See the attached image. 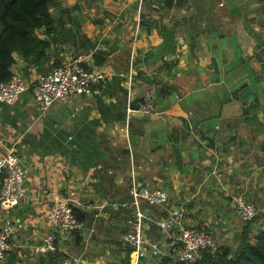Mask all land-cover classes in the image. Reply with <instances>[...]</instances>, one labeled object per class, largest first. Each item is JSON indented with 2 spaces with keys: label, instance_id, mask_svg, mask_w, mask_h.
Here are the masks:
<instances>
[{
  "label": "crops",
  "instance_id": "obj_1",
  "mask_svg": "<svg viewBox=\"0 0 264 264\" xmlns=\"http://www.w3.org/2000/svg\"><path fill=\"white\" fill-rule=\"evenodd\" d=\"M61 1L68 11L54 14L50 57L31 64L15 53L14 73L32 87L82 56L106 79L99 93H71L43 116L31 87L0 102V150L13 148L27 175L0 264H134L123 235L135 210L119 205L132 199L133 168L139 183L169 193L165 205L142 202L149 238L164 244L159 222L182 208L185 226L231 246L246 226L231 195L244 192L264 210V0ZM168 29L177 51L152 54ZM64 31L73 43L59 38ZM148 90L154 113L128 114ZM57 195L71 198L84 229L73 241L58 235V251L37 253Z\"/></svg>",
  "mask_w": 264,
  "mask_h": 264
},
{
  "label": "built area",
  "instance_id": "obj_2",
  "mask_svg": "<svg viewBox=\"0 0 264 264\" xmlns=\"http://www.w3.org/2000/svg\"><path fill=\"white\" fill-rule=\"evenodd\" d=\"M182 43L183 39L180 38ZM106 79V73L98 68L84 65L82 56L64 62L41 75L31 87L28 79L22 73H14L8 81H0V102L13 104L27 89L32 91L39 116L45 115L50 107L58 101H65L71 93L93 95L100 92V84ZM155 111L154 93L148 90L138 107L127 106V113L152 115ZM25 168L13 148L2 153L0 150V208L4 221L0 228V262L5 258L10 247V240L15 232L11 217L13 207L27 194ZM132 199L119 205L134 209L128 223L130 229L123 235L126 244L132 247L134 264L150 255L149 264H195L203 258L205 250L216 251L217 241L205 229L199 230L184 225V209H172L168 216L159 222L166 237L165 245L152 240L145 232L147 214L142 208V202L149 205H165L169 193L160 188H153L133 179L130 185ZM231 204L237 215L245 222L253 220L257 215L256 205L244 192L231 195ZM50 220L53 228L43 239V243L35 247L37 253L58 251V235L66 234L70 240H76L84 229L71 204V198L57 195L50 210ZM98 216V214H96ZM94 231L93 228L90 229ZM168 239V241H167ZM174 253H171V250ZM61 264H80L79 258L73 261H63Z\"/></svg>",
  "mask_w": 264,
  "mask_h": 264
},
{
  "label": "trees",
  "instance_id": "obj_3",
  "mask_svg": "<svg viewBox=\"0 0 264 264\" xmlns=\"http://www.w3.org/2000/svg\"><path fill=\"white\" fill-rule=\"evenodd\" d=\"M61 2L0 0V81H8L14 75L15 53L31 64H40L50 57L52 45L49 37L56 31L53 8ZM74 212L79 220H84L77 208ZM262 217L264 219V215H256L247 222L237 236V247L219 246L216 251L205 250L203 258L195 264H264V224L250 240L251 232L255 230V224L251 225V222Z\"/></svg>",
  "mask_w": 264,
  "mask_h": 264
},
{
  "label": "rangeland",
  "instance_id": "obj_4",
  "mask_svg": "<svg viewBox=\"0 0 264 264\" xmlns=\"http://www.w3.org/2000/svg\"><path fill=\"white\" fill-rule=\"evenodd\" d=\"M64 9H65V14H66V12L68 11L67 10V7H65L63 4H62V6H60V7H58L57 8V6H55L54 8H53V12H54V14L56 15V16H58V15H61V13H62V11H64ZM64 14V15H65ZM67 35V32L66 31H64L60 36H59V38H62V37H64V36H66ZM52 39V38H51ZM62 40L65 42V43H69V42H72L73 43V40L72 39H67V38H62ZM52 43H53V40H52ZM83 43L84 44H87V42L84 40L83 41ZM74 59V58H73ZM72 60V59H71ZM255 205H256V207H258V209H259V211H258V209H257V217L258 216H263L264 215V210H260V208H262V206L260 207V205H257L256 203H255ZM257 219V218H256ZM245 222V221H244ZM252 223H254L255 224V230L253 231V232H251V236H250V240H253V238H254V235H255V233H256V231L264 224V219H263V217L260 219V220H254V221H252L251 222V225H252ZM245 224L247 225V222H245ZM250 224V223H249ZM209 232V231H208ZM156 234H157V237L159 236V240L161 241V242H163L164 241V238H165V235L163 234V232L161 231V234H160V229H156ZM237 234H239V233H237ZM237 236L238 235H236V237L235 238H233V243L231 244V246H237L239 243L237 242V240H238V238H237ZM165 242H166V240H165ZM165 244V243H164ZM218 244V243H217ZM221 247V246H220Z\"/></svg>",
  "mask_w": 264,
  "mask_h": 264
},
{
  "label": "water",
  "instance_id": "obj_5",
  "mask_svg": "<svg viewBox=\"0 0 264 264\" xmlns=\"http://www.w3.org/2000/svg\"><path fill=\"white\" fill-rule=\"evenodd\" d=\"M176 51V34L172 29H168L162 33V42L153 48L152 54L161 55L166 52L175 53Z\"/></svg>",
  "mask_w": 264,
  "mask_h": 264
}]
</instances>
